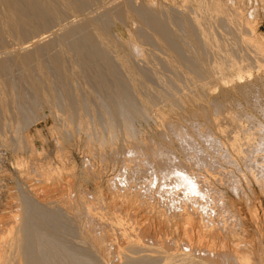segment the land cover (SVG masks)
<instances>
[{"label":"bare ground","instance_id":"obj_1","mask_svg":"<svg viewBox=\"0 0 264 264\" xmlns=\"http://www.w3.org/2000/svg\"><path fill=\"white\" fill-rule=\"evenodd\" d=\"M150 1L0 0V33L18 41L0 53V149L15 156L21 173L12 200L16 209L4 228L11 208L0 199V264H264V98L250 92L252 60L264 53V42L242 33L227 38L240 13L224 1L184 0L179 7ZM99 2L104 9L83 14ZM118 23L128 37L113 30ZM240 43L248 45L246 51ZM142 45L155 49L140 53ZM232 85L237 96L229 95ZM185 98L206 99L202 121L196 111L187 127L163 111L151 113L159 102L182 108ZM49 117L57 142L82 143L90 157L97 152L103 161L110 151L121 182L138 188L143 222L98 210L105 193L91 203L92 191L88 195L83 182L92 178L98 187L92 158L81 168L77 199L70 192L74 183H63L66 165L32 159L40 151L30 127ZM142 118L161 119L159 140L137 126ZM225 163L243 171L248 190L263 195L228 205L218 186L226 183L237 193L243 185ZM56 193L67 200L55 199ZM126 194L114 199L131 200ZM108 226L126 238L112 260L117 239Z\"/></svg>","mask_w":264,"mask_h":264},{"label":"rangeland","instance_id":"obj_2","mask_svg":"<svg viewBox=\"0 0 264 264\" xmlns=\"http://www.w3.org/2000/svg\"><path fill=\"white\" fill-rule=\"evenodd\" d=\"M189 1H191V2H193L194 0H189ZM223 3H225V5H229V6H232V7H234V8H236L237 10H239V12L238 13H240V14H238V18H237V21L239 22V24H238V27H236V29H228V31H226L227 33H224L223 31V33L225 34V35H227L226 37L227 38H230V37H232L233 35L232 34H234V35H237V34H241L240 36L242 37V38H246V39H251V38H253V35L255 36H257L258 37V39H261L263 42H264V0H221ZM227 1V2H226ZM183 2H184V0H151L150 1V3H153L155 6L157 5V7L159 6V4L158 3H160V4H162V5H164V6H180V5H182L183 4ZM103 5V6H102ZM237 5V6H236ZM103 7H105V4L104 3H97V5H96V3L95 4H92V5H90V6H88L87 7V10L85 9L84 11H83V14L85 13V14H95V13H97V12H99V10L101 11L102 10V8ZM104 9V8H103ZM92 10H93V12H92ZM246 17V18H245ZM249 20V21H248ZM245 21L246 22H250V26H249V24L248 23H245ZM248 25V26H247ZM247 26V27H246ZM253 27V28H252ZM54 29L56 28V26L55 27H53ZM240 28V29H239ZM245 29V30H244ZM113 30L114 31H116V32H118L123 38H126V37H128V35H127V30L124 28V27H122V25H120L119 23L113 28ZM249 32H248V31ZM251 30L252 31H254L253 33L251 32ZM237 31V32H236ZM238 32H240V33H238ZM248 32V33H247ZM230 33V34H229ZM232 33V34H231ZM244 33V34H243ZM1 34V33H0ZM229 41H231V40H229ZM236 42H240V40H238V39H236ZM2 45V46H1ZM241 45V46H240ZM240 45L238 46V47H241L242 48V50H243V52L244 51H246V49L245 48H247L248 47V45H246L245 43L243 44H241L240 43ZM245 45V46H244ZM18 46V41L15 39V37H7V36H5L4 34H1L0 35V53H1V51L2 50H4L3 52H5L6 51V49H7V51H9V50H11V48L13 49V48H15V47H17ZM144 45H142V47H138V51L141 53V50L143 51V49L142 48H144L143 47ZM148 46V45H147ZM6 48V49H5ZM147 48V47H146ZM146 48H144V50L146 51H148L149 49H150V51L152 52V50H154L155 49V47L153 46V45H149L148 46V49H146ZM130 49V48H129ZM145 51H143L142 53H144ZM146 51V52H147ZM149 51V52H150ZM134 52H136L137 53V51H134ZM150 52V53H151ZM148 53V52H147ZM149 54V53H148ZM253 54H256V53H253ZM264 53H257L256 54V58H257V60L255 59V60H252V62H254L256 65L257 64H259V65H255V64H253L252 62V65H255V67L253 66V69H252V73H253V75H254V77H253V75H252V78H251V82H252V86H251V88H250V92H252V93H258V94H260L261 95V97H263L264 98V55H263ZM143 56V55H142ZM142 56H141V54H139V55H137L135 58L136 59H140V58H142ZM139 57V58H138ZM260 57V58H259ZM259 59V60H258ZM261 60V61H260ZM260 66V67H259ZM263 66V67H262ZM260 70H259V69ZM256 69V70H255ZM261 79L260 81H258V79ZM256 78V79H255ZM253 79V80H252ZM254 81H256L255 83H254ZM154 84V86L155 87H157V88H159V89H162L161 88V84L160 83H158V82H154L153 83ZM233 85H235V84H233ZM229 86V87H227V90H230L229 92V95H232V96H234V95H238V89L236 88V86ZM254 86V87H253ZM232 87H233V89H232ZM229 88V89H228ZM233 90V91H232ZM256 90V92H254ZM233 93V94H232ZM187 99H189V98H187ZM186 98L184 99V100H186V101H184L183 100V103H184V105H183V107L182 108H175V109H170V108H168L167 106H165L164 105V102H159L158 103V105H156L154 108H153V110L151 111V113L154 115V116H157L158 115V113H160L161 111H163L164 112V114H166L167 115V119H171L170 121H172V122H175V123H177L178 121H180L182 124H179L180 122H178V125H181V126H184V125H186V126H184V127H187L188 126V121L187 120H189V117L191 116L190 114H192L194 111H196L197 113H199V115H198V119H200V121H202L203 120V118H202V115H201V112H203V109H201L202 108V105L203 104H207V102L204 100V99H191L193 102L191 103V100L189 99V101L187 100ZM197 100V101H196ZM200 100H202V101H200ZM198 101H200L199 102V104H198ZM201 102H202V104H201ZM204 102V103H203ZM186 103V104H185ZM201 104V105H200ZM163 105V106H162ZM162 107V109H161V107ZM189 106V107H188ZM159 108V109H158ZM158 109V110H157ZM190 109L192 110V111H190ZM195 109V110H194ZM198 109V110H197ZM160 110V111H159ZM169 111L170 112V115H169V112H167V111ZM179 110V111H178ZM200 110H202V111H200ZM200 111V112H199ZM168 114H167V113ZM186 112V113H185ZM180 113V114H179ZM190 113V114H189ZM151 114V115H152ZM152 115V116H153ZM169 116V117H168ZM180 116V117H179ZM188 118V119H186V117ZM183 117H184V119H183ZM0 118H2L1 117V115H0ZM143 119V120H142ZM142 119H140V120H138L137 121V126L140 128V129H142L143 131H145L146 133H147V135H149V136H151L152 138L154 137V139L156 138L157 140H159L160 139V137H159V129H161L162 127H163V125L162 124H159V123H161V119H158V123H156L153 119H145V118H142ZM178 120V121H177ZM184 120V121H183ZM49 121V122H48ZM186 121H187V124H186ZM2 119H0V132H3L4 130H5V128L2 126ZM53 124V122H52V120H51V118L49 117L48 119H47V121H44V120H39V121H37L36 123H34L31 127H30V133L31 134H33V135H35V139H36V141H35V144H36V146H37V148L39 149V153L38 154H36V155H34L33 156V160L34 161H36L37 163H43V162H46V160H47V158H49V160H51L55 165H66L65 167H66V169L67 170H64L63 172H64V175H66L65 173L67 172V176H65L64 178L65 179H63V183L64 182H66V178H68V181L70 180V181H72L73 183H74V185L72 186V188L70 189L71 191L70 192H72V195L75 197V199H77L76 197H80V194L81 193H78V191L80 190V192H81V188L79 187V182H80V172H81V168H82V166L84 165V163L90 158H92V157H90V155L89 154H87V150L84 148V146H82V143L80 144V143H72V144H68V143H65V142H63V141H58L57 142V140H56V137H57V135L51 130V129H49V127L51 126ZM160 125V126H159ZM149 126V127H148ZM155 126H156V128H155ZM4 128V129H3ZM159 128V129H158ZM3 129V130H2ZM7 130H9V129H7ZM150 130H152V132L150 131ZM157 130V131H156ZM36 131H39V133H40V135H38V134H36L37 132ZM52 131V132H51ZM154 135H152V134ZM54 139V140H53ZM173 139V138H172ZM174 140V139H173ZM57 142V143H56ZM45 145V146H44ZM42 146L44 147V150L42 151ZM57 146H59V147H57ZM61 147V148H60ZM62 147H63V149H65L64 151L65 152H63V149H62ZM84 148V149H83ZM57 149H62V150H59L60 152H58L57 151ZM85 151V152H84ZM231 151V154H232V157L233 158H235L236 156H234L235 154H233L234 152L232 151V150H230ZM10 151H7V150H5V149H0V195H1V200L5 203L6 201V206L7 205H10V207L9 206H7V207H9V208H11L10 210L7 208V211H8V213H7V216H5L4 217V220L3 221H1V225H3L4 223L6 224V219H9V221H10V215H11V213H13V212H11L13 209L15 210L16 208L14 207V202L16 201L15 199H14V189L16 190V188H15V185H16V180H18V179H20L21 177V173H19L18 172V170H17V167H15L16 165H15V156L10 152ZM58 152V153H57ZM63 152V153H62ZM44 153V154H43ZM65 153V154H64ZM29 154H30V152L29 151H27V150H25V151H23V153H22V155H24L26 158L28 157V159L30 158V156H29ZM47 154V155H46ZM48 154H49V156H48ZM60 154H64V155H61L60 156ZM87 154V155H86ZM110 154V151L107 149V152H106V159L103 161L102 159H101V155L100 154H98L97 152H96V156L94 157V159L92 158L91 159V161L93 162V164H94V169H95V172L97 171V174H98V172H99V174H98V179H97V182H98V187H96V183L94 182V180L92 179V178H88V180H85V182H83V184H85V186L87 187V189H89V190H87V192L89 191V193H87L88 195L90 194V192H91V194H90V197L88 196V198L91 200V196H93V198H92V201H91V203L95 206V202H97V197L98 196H102L104 193V195H105V197L106 196H108V199L106 198V200H108V201H105V199H104V195L101 197V198H103L102 200L104 201H102L103 202V204H106V205H108V210H107V208H105V205H101V203H98L97 205H96V208L98 207V210L100 209L101 210V212H103V213H105L108 217H112L116 212H117V210H118V212L116 213L117 215H119V214H121V216L123 217L124 216V218H126V219H129V221L130 222H133L134 224H139L140 222H143L142 220H143V214H142V212H143V204L142 203H140V200H142V197H141V195H140V193H139V191H138V188L135 190V188H129L128 187V185L125 183V182H123L124 183V185H123V183L121 182V178H118V177H120L119 175V173H120V166H119V164L117 165V164H114V163H111L112 162V160H111V154ZM108 155V156H107ZM47 156V157H46ZM98 156H99V158L101 159H99L98 158ZM35 157V158H34ZM61 158V159H60ZM63 158H64V160H63ZM71 158V159H70ZM108 158V159H107ZM44 159V160H43ZM67 159V160H66ZM89 159V160H90ZM110 159V160H109ZM237 159V158H236ZM83 160V161H82ZM100 160V161H99ZM68 161V162H67ZM85 161V162H84ZM102 161V162H101ZM109 161V162H108ZM95 162V163H94ZM96 164V165H95ZM113 164L115 165V166H113ZM73 165H74V168H73ZM100 165V166H99ZM78 166V167H77ZM105 166V167H104ZM110 166V167H109ZM224 166H226L225 167V169H226V171L228 170V171H230V172H233V173H236L237 171V174H235V176L237 177V178H240V182H241V184L243 185L242 187H243V189H242V191L241 190H239L237 193L236 192H234L229 186H225V184L223 183V184H221V185H223V186H221V185H219L218 187L219 188H221L220 190L222 191L223 190V195L226 197L225 198V201L227 202V204L228 205H231V206H235V205H239L238 204V202L240 201H243L244 200V198H245V202H252L253 200H254V197H259L261 194H260V192H257V191H259L258 189L256 190H254V193H252L250 190H248L247 189V187H245L246 185H244V184H246L245 183V181L242 179V174H240V173H242L243 171H239V170H237V168H236V166L234 165V164H231V163H228V165L225 163L224 164ZM228 166V167H227ZM232 168H231V167ZM70 167V168H69ZM99 167H101V168H99ZM107 167V168H106ZM113 167V168H112ZM235 169H234V168ZM73 168V169H72ZM75 169V170H74ZM101 169V170H100ZM105 169V170H104ZM70 170V171H69ZM236 170V171H235ZM72 171V172H71ZM74 171H75V178L73 177V174H74ZM245 171V170H244ZM3 172V173H2ZM102 172V173H101ZM119 172V173H118ZM246 172V171H245ZM70 173V174H69ZM73 173V174H72ZM72 174V176H70ZM116 174V175H115ZM119 174V175H118ZM77 175V176H76ZM103 175V176H102ZM239 175H241V176H239ZM239 176V177H238ZM247 176H249V175H247ZM71 178V179H70ZM112 178V179H111ZM113 178H115V179H113ZM74 179V180H73ZM111 180H112V182H111ZM78 181V182H77ZM89 181V182H88ZM108 181H109V183H108ZM116 181V182H115ZM117 181H120V182H117ZM82 182V181H81ZM112 183L114 184H118L119 186L120 185H122V186H118V189L117 190H115L114 191V189H112V188H110L111 186H112ZM120 183V184H119ZM94 184V185H93ZM133 184V183H132ZM133 185H137V183H134ZM228 185V184H227ZM221 186V187H220ZM9 187V188H8ZM126 187V188H125ZM128 187V188H127ZM12 188H13V190H12ZM67 188V187H66ZM97 188H100V189H97ZM227 188H229V189H227ZM77 190V191H75V190ZM113 191H111V190ZM128 189V190H127ZM133 189V190H132ZM231 189V190H230ZM97 190H99V191H97ZM108 190V191H107ZM123 192H122V191ZM135 190V191H134ZM225 190H226V192H225ZM120 193H126L127 192V196L125 197L126 199H127V197L129 196V197H131V200H126V202H125V199H123V201H122V199H120V197H119V199L116 197V199H114L115 197L114 196H120L119 195V192ZM126 191V192H125ZM128 191H130V192H132V193H128ZM246 191V192H245ZM96 192V193H95ZM116 192H118V194L116 193ZM135 192V194H133ZM232 192H234V195H233V193ZM241 192H243L242 194H241ZM13 195H12V194ZM77 193V194H76ZM92 193H93V195H92ZM98 193H99V195H98ZM100 193H101V195H100ZM236 193V194H235ZM245 193V194H244ZM247 193V194H246ZM259 193V194H258ZM86 194V195H87ZM109 194H111V195H109ZM112 194H115V195H113V197H111L112 196ZM227 196H226V195ZM250 194H251V196H250ZM61 194H59V193H56V195H54L55 196V199H56V196H57V198L58 199H61V200H64V198L62 197V195L60 196ZM97 197H96V196ZM133 195V196H132ZM244 195H246V196H244ZM263 195V194H262ZM261 195V196H262ZM53 196V195H52ZM53 196V197H54ZM139 196V198H137ZM239 196V197H238ZM241 196V197H240ZM11 197V198H10ZM52 197V198H53ZM99 197V198H100ZM135 197V198H134ZM246 197H247V200H246ZM251 197H252V199H251ZM113 198V199H112ZM134 198V200H136L137 202H139V203H137L136 201H133L132 199ZM109 199H110V201H114V202H116L115 203V205L118 207L117 209H116V206L114 207V205H112V203L114 204V202L112 201V203H110V201H109ZM112 199V200H111ZM137 199H139V201L137 200ZM241 199V200H240ZM14 202H13V201ZM67 200V199H66ZM66 200H64V201H66ZM119 202V204H118V202ZM228 200V201H227ZM249 200V201H248ZM131 201H133V202H131ZM233 201V202H232ZM243 201V202H244ZM13 202V203H12ZM106 202V203H105ZM107 202H108V204H107ZM121 202H123V203H121ZM136 202V203H135ZM158 202V201H157ZM11 203V204H10ZM95 203V204H94ZM125 203H126V205H125ZM130 203V204H129ZM233 203V204H232ZM133 204V205H132ZM136 204V205H135ZM138 204H140V205H138ZM111 206V208H110V206ZM119 205V206H118ZM125 205V206H124ZM102 206V207H101ZM103 206H104V208H103ZM115 208H113V207ZM122 206V207H121ZM133 206V207H132ZM135 206H136V208H135ZM140 206V207H139ZM157 207H159V204L158 205H156ZM107 207V206H106ZM127 209L126 211H125V208ZM128 207H130L129 209H128ZM132 207V208H131ZM142 207V208H141ZM13 208V209H12ZM140 208V209H139ZM145 208V207H144ZM160 208V207H159ZM162 208V207H161ZM112 209H114V210H116L114 213H112L114 210H112ZM119 209H120V211H119ZM124 209V210H123ZM106 212H105V211ZM121 210H123V211H125V212H127V214L126 213H124L123 211H121ZM129 210H131V211H129ZM135 210V211H134ZM137 210V211H136ZM140 210H141V212H140ZM109 211V212H108ZM128 211H129V214H128ZM111 212V213H110ZM122 212V213H121ZM132 212V213H131ZM134 212V213H133ZM136 212V213H135ZM137 212H138V214H139V216H137L138 214H137ZM109 215H108V214ZM141 213V214H140ZM115 214V215H116ZM134 215V217L133 216H129V215ZM126 215V216H125ZM143 216V217H142ZM133 219H132V218ZM136 217V218H135ZM137 217H139V218H137ZM130 218H131V220H130ZM138 221H137V220ZM136 220V221H135ZM8 221V220H7ZM135 221V222H134ZM2 222H4L3 224H2ZM8 223V222H7ZM6 227V226H5ZM176 227V226H175ZM174 226H171V229L173 230V232H178V231H180V229L179 230H177L176 231V228H175ZM2 228V227H1ZM3 228H4V225H3ZM108 228H110V232H111V234H114L113 235V237L111 236V238H113V240L115 241L116 239V241L115 242H119L120 244H118L119 245V248H118V246L116 247L115 246V244H117V243H115L114 244V249H113V252H115V251H117L118 253H119V251L118 250H120V247L123 245L124 246V248H125V243H126V241H123L122 242V240L121 239H125L126 240V238L124 237V236H121V234L119 233V231H118V229L116 228V227H109L108 226ZM113 228V229H112ZM173 228H175V231H174V229ZM177 228H180V227H178L177 226ZM112 229V230H111ZM117 231H116V230ZM172 230L170 231L171 233H172ZM118 234V235H117ZM116 236V237H115ZM113 241V242H114ZM121 241V242H120ZM118 249V250H115V249ZM111 249V248H110ZM115 250V251H114ZM121 250L123 251V247L121 248ZM125 250V249H124ZM121 252V251H120ZM114 254H116V252L115 253H113V255ZM117 255H121L122 256V254H117ZM113 257H115V258H113ZM117 256L116 255H114V256H111V259L110 260H112V259H117L116 258Z\"/></svg>","mask_w":264,"mask_h":264}]
</instances>
